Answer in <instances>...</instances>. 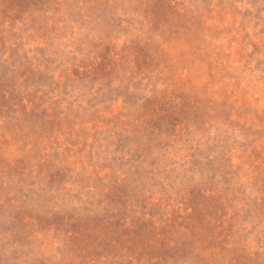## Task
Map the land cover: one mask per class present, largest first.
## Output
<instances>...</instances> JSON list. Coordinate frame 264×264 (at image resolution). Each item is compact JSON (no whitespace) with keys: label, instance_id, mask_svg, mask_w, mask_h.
Listing matches in <instances>:
<instances>
[{"label":"rangeland","instance_id":"obj_1","mask_svg":"<svg viewBox=\"0 0 264 264\" xmlns=\"http://www.w3.org/2000/svg\"><path fill=\"white\" fill-rule=\"evenodd\" d=\"M0 264H264V0H0Z\"/></svg>","mask_w":264,"mask_h":264}]
</instances>
